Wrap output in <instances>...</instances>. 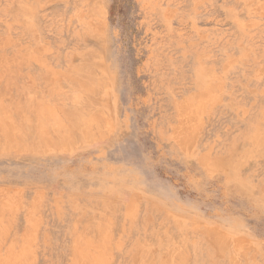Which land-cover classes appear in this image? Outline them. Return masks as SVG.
Masks as SVG:
<instances>
[{"label": "rangeland", "instance_id": "rangeland-1", "mask_svg": "<svg viewBox=\"0 0 264 264\" xmlns=\"http://www.w3.org/2000/svg\"><path fill=\"white\" fill-rule=\"evenodd\" d=\"M0 75V264H264V0H0Z\"/></svg>", "mask_w": 264, "mask_h": 264}, {"label": "bare ground", "instance_id": "bare-ground-1", "mask_svg": "<svg viewBox=\"0 0 264 264\" xmlns=\"http://www.w3.org/2000/svg\"><path fill=\"white\" fill-rule=\"evenodd\" d=\"M87 55H88V54H87ZM91 64H92V63H91ZM95 68H96V67H95ZM78 69H79V68H78ZM86 70H87V69H86ZM88 70H89V68H88ZM10 73H11V72H10ZM0 76H1V75H0ZM73 77H74V76H73ZM69 78H70V77H69ZM74 78H75V77H74ZM70 79H71V78H70ZM76 79H78V77H76ZM218 79H219V78H218ZM68 80H69V79H68ZM91 80H92V79H91ZM71 81H72V79H71ZM76 82H77V81H76ZM87 82H88V81H87ZM78 83H80V82H78ZM78 83H77V84H78ZM81 83H82V82H81ZM77 84H76V85H77ZM212 85H213V84H212ZM213 86H214V85H213ZM220 86H221V84H220ZM221 88H222V87H221ZM85 89H86V88H85ZM213 89H214V87H213ZM213 89H212V90H213ZM87 90H88V89H87ZM214 90H215V89H214ZM205 91H206V90H205ZM205 91H204V92H205ZM218 91H219V90H218ZM208 92H209V91H207L206 94H208ZM209 93H210V92H209ZM214 93H215V92H214ZM216 94H217V93H216ZM209 95H211V94H209ZM80 97H81V96H80ZM204 97H205V96H204ZM208 97H209V96H208ZM202 98H203V96H202ZM210 98H211V96H210ZM220 98H221V97H220ZM211 99H212V98H211ZM83 100H84V99H83ZM198 100H199V99H198ZM204 100H205V99H204ZM204 100H202V101H204ZM200 101H201V100H200ZM41 102H42V101H41ZM0 103H1V102H0ZM36 103H38V102H36ZM39 103H40V102H39ZM81 103H82V102H81ZM2 104H3V103H2ZM40 104H41V103H40ZM42 104H43V103H42ZM197 104H198V103H197ZM0 105H1V104H0ZM36 105H37V104H36ZM47 105H48V104H47ZM78 105H79V104H78ZM37 106H38V105H37ZM37 106H36V107H37ZM41 106H42V105H41ZM3 107H4V106H3ZM3 107H2V108H3ZM17 107H18V105H17ZM49 107H50V106H49ZM84 107H85V106H84ZM87 107H88V106H87ZM87 107H86V108H87ZM0 108H1V106H0ZM13 108H14V107H13ZM89 108H90V107H89ZM46 109H47V108H46ZM49 109H50V108H49ZM79 109H80V108H79ZM1 110H3V109H1ZM18 110L20 111V109H18ZM39 110H40V109H39ZM39 110H38V111H39ZM75 110H76V109H75ZM75 110H74V111H75ZM5 111H7V110L5 109ZM19 111H18V112H19ZM40 111H41V110H40ZM95 111H96V110H95ZM3 112H4V111H3ZM3 112H2V113H3ZM7 112H9V111H7ZM78 112H79V111H78ZM78 112H76V113L78 114ZM192 112H193V111H192ZM0 113H1V111H0ZM2 113H1V114H2ZM19 113H20V112H19ZM46 113H47V112H46ZM55 113H56V112H55ZM20 114H21V113H20ZM22 114H23V112H22ZM79 114H81V113H79ZM97 114H98V111H97ZM99 114H101V113H99ZM193 114H194V113H193ZM263 114H264V112H263ZM3 115H4V114H3ZM4 116L6 117V115H4ZM4 116H2V117H4ZM39 116H40V115H39ZM73 116H74V115H73ZM75 116H76V114H75ZM80 116H81V115H80ZM85 116H86V115H85ZM92 116H94L93 113H92ZM199 116H200V115H199ZM82 117H83V116H82ZM82 117H81V118H82ZM99 117H100V116H99ZM43 118H44V117H43ZM76 118H77V117H76ZM78 118H79V117H78ZM78 118H77V119H78ZM87 118H88V117H87ZM94 118H95V116H94ZM100 118H102V117H100ZM92 119H93V118H92ZM196 119H197V118H196ZM0 120H1V119H0ZM42 120H43V119H42ZM55 120H56V118H55ZM81 120H82V119H81ZM97 120H98V119H97ZM100 120H101V119H100ZM192 120H193V119H192ZM198 120H199V119H198ZM1 121H2V120H1ZM1 121H0V122H1ZM4 121H5V120H4ZM4 121H3V122H4ZM8 121H9V120H8ZM50 121H51V120H50ZM57 121H59V120H57ZM87 121H88V120H87ZM44 122H45V121H44ZM54 122H55V121H54ZM61 122H62V121H61ZM83 122H84V121H83ZM90 122H91V121H90ZM96 122H97V121H96ZM55 123H56V122H55ZM79 123H80V122H79ZM81 123H82V122H81ZM88 123H89V122H88ZM92 123H93V122H92ZM45 124H46V123H45ZM83 124H84V123H83ZM97 124H98V123H97ZM53 125H54V124H53ZM63 125H64V124H63ZM94 125H95V124H94ZM90 126H91V125H90ZM98 126H99V125H98ZM187 126H188V125H187ZM39 127H40V125H39ZM41 127H42V125H41ZM66 127H67V126H66ZM48 129H49V128H48ZM55 129H56V128H55ZM88 129H89V128H88ZM88 129H87V130H88ZM190 129H191V128H190ZM7 130H8V129H7ZM39 130H40V128H39ZM56 130H57V129H56ZM46 131H47V130H46ZM66 131H67V130H66ZM82 131H83V130H82ZM90 131H91V130H90ZM44 132H45V130H44ZM73 132H74V131H73ZM180 132H181V131H180ZM187 132H188V131H187ZM258 132H259V131H258ZM41 133H42V132H41ZM50 133H51V132H50ZM84 133H85V132H84ZM45 134H47V133H45ZM192 134H193V133H192ZM47 135H48V134H47ZM54 135H55V134H54ZM257 135H258V134H257ZM58 136H59V135H58ZM67 136H68V135H67ZM86 136H87V135H86ZM258 136H259V135H258ZM12 137H13V136H12ZM49 137H50V136H49ZM51 137H52V136H51ZM77 137H78V136H77ZM54 138H55V137H54ZM48 139H49V138H48ZM50 139H51V138H50ZM63 143H64V142H63ZM203 155H204V154H203ZM214 159H215V158H214ZM204 161H205V160H204ZM219 162H220V161H219ZM205 163H206V162H205ZM88 250H89V248H88ZM80 253H81V252H80ZM80 253H79V254H80ZM88 254H89V253H88ZM88 254H87V255H88ZM84 255H85V254H84ZM90 255H91V254H90ZM91 256H92V255H91ZM87 257H88V256H87ZM83 258H84V257H83ZM76 259H77V258H76ZM85 259H86V258H85ZM88 259H90V258H88ZM98 260H100V259H98ZM79 261H80V259H79ZM95 261H96V260H95ZM84 262H85V261H84ZM90 262H91V261H90ZM93 262H94V261H93ZM166 262H167V261H166ZM74 263H75V262H74ZM78 263H79V262H78ZM78 263H77V264H78ZM88 263H89V262H86V264H88ZM96 263H97V261H96ZM164 263H165V262H164ZM82 264H83V263H82ZM84 264H85V263H84ZM93 264H94V263H93Z\"/></svg>", "mask_w": 264, "mask_h": 264}]
</instances>
